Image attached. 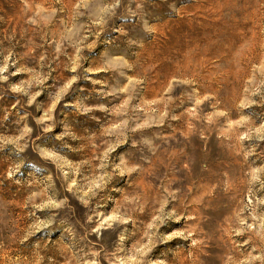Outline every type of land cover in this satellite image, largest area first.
Returning a JSON list of instances; mask_svg holds the SVG:
<instances>
[{"label": "rangeland", "instance_id": "1", "mask_svg": "<svg viewBox=\"0 0 264 264\" xmlns=\"http://www.w3.org/2000/svg\"><path fill=\"white\" fill-rule=\"evenodd\" d=\"M0 264H264V0H0Z\"/></svg>", "mask_w": 264, "mask_h": 264}, {"label": "bare ground", "instance_id": "2", "mask_svg": "<svg viewBox=\"0 0 264 264\" xmlns=\"http://www.w3.org/2000/svg\"><path fill=\"white\" fill-rule=\"evenodd\" d=\"M218 35H215L216 38H218ZM185 32L182 31H175L173 32V39L171 40V45L172 46H178L179 48H183L184 46H186V40H185ZM169 70L174 71L173 68L167 69L164 71V74H167L166 72H168Z\"/></svg>", "mask_w": 264, "mask_h": 264}]
</instances>
